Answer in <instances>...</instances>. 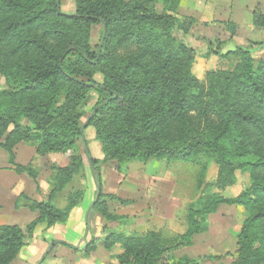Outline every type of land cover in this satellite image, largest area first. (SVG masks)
Instances as JSON below:
<instances>
[{"label": "trees", "instance_id": "16d2710c", "mask_svg": "<svg viewBox=\"0 0 264 264\" xmlns=\"http://www.w3.org/2000/svg\"><path fill=\"white\" fill-rule=\"evenodd\" d=\"M73 1L75 12L68 15L59 0H0V75L7 87L0 92V149L8 153L16 174L33 181L37 171L15 163L18 144L34 147L38 156H70L66 167L52 165L46 201L24 194L16 198L15 209L27 208L38 218L24 230L0 226V264L19 256L39 224L47 229L66 224L82 201L83 192L72 191L63 208L56 206L64 188L85 170L77 151L84 148L80 129L87 121L104 154L101 161L89 158L100 188L92 211L105 222L121 218L109 212L106 200L118 199L103 194L98 165L113 164L121 174L132 163L164 159L200 165L204 174L201 161L207 157L218 167L211 185L215 192L201 194L188 208L187 230L176 240L155 231L104 236L99 243L105 250H121L119 264H198L173 253L204 233L207 217L222 205L245 212L232 264H264V60L255 61L249 50L239 49L233 69L208 72L201 82L191 71L195 51L175 37L176 32L186 35L194 24L192 18L177 19L181 0ZM97 25L104 39L93 52L88 41ZM252 25L264 28L261 12L252 13ZM95 74L101 75L100 83ZM90 91L100 98L92 118L95 108L87 116L79 110ZM236 171L248 175L249 187L224 197L236 183ZM96 243L90 238L84 254L94 251Z\"/></svg>", "mask_w": 264, "mask_h": 264}, {"label": "rangeland", "instance_id": "374dc122", "mask_svg": "<svg viewBox=\"0 0 264 264\" xmlns=\"http://www.w3.org/2000/svg\"><path fill=\"white\" fill-rule=\"evenodd\" d=\"M81 1L84 5H88L90 2V0ZM59 2L62 13L68 15L74 14L75 3L73 0H59ZM234 3L235 5L248 3L245 9L239 12L236 10L234 12V17L238 20V25L231 24L235 26V29L232 28V25L226 26L225 29L228 36L234 34V39L237 44L235 43V45L232 46L229 44L230 40H228L227 35H220L219 38L216 39H206L207 42H203L204 45L202 43L198 44V47L195 50L193 49L197 59L195 58L191 71L201 82L204 81V76L208 72L228 71L233 69L240 60L236 53L239 49L249 50L255 61L264 60V44L261 45L263 43L264 28L251 25V16L249 15L250 9L259 11L264 15V0H235ZM158 9L160 10L161 6H158ZM212 15L211 12H206L205 18L212 17ZM200 32L201 31H197V33ZM205 32L207 33V31ZM201 33H203V31ZM211 33L215 35L218 31L211 30ZM183 35L184 34L181 32L175 33V37L181 43ZM100 37L101 26L97 25L91 27L88 45L93 52L101 43ZM229 52L235 53L227 55ZM93 79L100 83L102 77L100 74H95ZM4 90H7V87L4 79L0 75V92ZM99 101L100 98L98 94L94 91H90L83 103L79 106L80 112L83 115H89ZM20 125L28 126V123L26 121H21ZM11 130L12 127L8 129V132ZM84 137L91 157L98 161L103 160L104 154L102 152L101 143L95 137L94 128H86ZM83 149L82 146L79 147L77 154L83 156L85 159V170L82 174L74 177L72 182L64 188L63 193L58 197L61 202L65 203L67 194L78 190L83 192L82 200L89 196L92 204L96 198V186ZM46 155L47 154L38 157H45ZM65 156L69 160L70 156L68 154ZM50 161L53 162V159H50ZM52 162L50 164L46 159L44 162L42 161L40 165L36 163V166H32L31 164L30 166L37 172L43 171V169L46 171L48 168L51 170L52 165H54ZM201 162L202 164L204 163L206 167L204 174L200 172V165L191 162L166 163L164 159H151L146 163L135 162L128 165L123 173H121L124 175L123 178L126 177L128 167L131 169L140 168L141 171L145 169L146 173L150 175V178L154 177L153 183L149 182L146 188L145 185H141L143 188L141 198H143V202L146 206L130 207L129 204L132 203L131 201H126L127 203L123 204L117 200H106L109 212L121 219L114 223H105L100 215L91 210L90 218L88 219V226H90L88 233L90 234L89 238H94L97 242L94 251L85 255L83 251L85 247L81 246V249L78 251L68 253L67 255L59 254V256H55V254H58V251L54 253L50 251L51 254L48 253L49 256H46L43 261H41V256L37 260H31L29 264H119L116 260V256L121 253V250L119 248L105 250L98 242V236L103 230L102 221L108 226L105 227L109 229L106 230L104 236L110 232L130 235L145 234L149 231H155L169 240H176L179 236L185 234L187 230L186 215L188 208L196 202L201 194H212L215 192V190L211 188V185L215 183L218 167L207 157L203 158ZM40 166L43 167V169ZM102 166L103 165H98L99 171ZM132 178L131 180H134L133 182L131 181L132 186L134 188L137 186L139 187V184L136 183L138 182L136 176H132ZM235 180V185L222 193L224 197L237 196L249 187V177L246 173L236 171ZM244 219L245 212L241 207L228 205L220 206L214 214L207 217L206 231L195 236L190 246L174 252V257L176 259L187 257L198 264H232L234 261L233 253L236 249L237 236L240 233ZM14 224L24 227L26 222L24 219H12L10 225ZM31 240L32 238L30 239L27 237L25 242L28 243ZM51 244L47 246L45 252ZM55 258L61 260L56 263L53 261ZM16 259L14 260L15 263L14 261L12 263L21 264L19 263L20 261H16Z\"/></svg>", "mask_w": 264, "mask_h": 264}, {"label": "crops", "instance_id": "0c3cea01", "mask_svg": "<svg viewBox=\"0 0 264 264\" xmlns=\"http://www.w3.org/2000/svg\"><path fill=\"white\" fill-rule=\"evenodd\" d=\"M234 2L235 0H181L177 10V19L179 21L185 18H192L194 20V24L190 31L186 35L182 36V43L186 47L195 50L198 47V44H203V42L206 43V39H216L219 38L220 35L228 36V33L225 31L226 24L233 23L234 25H238V20L234 17V12L236 10L239 12L245 9L248 4L245 3L235 5ZM206 12H211L213 14V18H205ZM253 12L254 10L250 9L249 15L251 16V25ZM211 30H217L218 33L214 35V33H211ZM197 31H203V33H197ZM205 31H207V33ZM230 37L231 35L228 36V40ZM263 40L264 37L262 41ZM235 43L236 40L233 35L229 44L233 46ZM13 152L15 163L20 166L30 164L32 166H36V163L40 165L42 164V161L44 162L46 159L50 164L52 162L50 159H53L52 164L58 167H66L69 163L68 158H66L63 154L51 153L47 154L45 157H38L35 152V148L24 143L18 144L14 148ZM8 159V153L0 149V226L10 225L12 219L17 220L19 218L24 219L26 222L24 227L19 226L22 230H24L26 226L38 218V213L31 212L27 208L15 209L14 202L21 194L26 195L29 199L36 202L46 201L51 191L50 177L52 172L49 168L44 171L43 167L40 166L43 171H38V176L36 180L33 181L26 174H16L12 167L8 164ZM100 175L103 194L114 196L120 201H131L132 203L129 204L130 207L146 206L143 202V198H141V192L143 191L141 185H145L146 188V185L149 184V182L153 183L154 177L150 178V175L146 173L145 169L141 171L140 168L131 169L128 167L126 177L123 178L124 175L116 172L113 165L105 164L101 167ZM132 176H136V179L138 180L136 183L139 184V187L137 186L134 188L132 186ZM90 200L89 196L86 199L84 198L71 212L67 223L64 225H58L47 229L44 223L39 224L33 231L32 240L21 249L16 261H20L19 263L21 264H29L31 260H37L43 256L47 246L56 241H60L62 243L54 246L51 250V253L58 251V254H55V256H59V254L67 255L68 253H74L75 251L81 249V247H86V243L90 239V234L88 233L90 226L86 223L87 210L91 204ZM56 206L58 208H63L65 203L61 202V200L57 198ZM89 218L90 213L88 215V219ZM105 223L102 221L103 230L98 236V242H100V240L104 237L106 230H109L106 228L108 226H106ZM14 225L18 226V224ZM51 253L49 252V254ZM49 254L47 256H49ZM60 260L61 259L59 258H55L53 261L57 263Z\"/></svg>", "mask_w": 264, "mask_h": 264}, {"label": "water", "instance_id": "95a60500", "mask_svg": "<svg viewBox=\"0 0 264 264\" xmlns=\"http://www.w3.org/2000/svg\"><path fill=\"white\" fill-rule=\"evenodd\" d=\"M58 5H59V3H58ZM104 31H105V28H104ZM103 39H104V36H103V38H102V40H101L100 47H101L102 44H103ZM99 108H100V106H98L97 108H95V109L93 110V112H92L91 115H90V118H92V117L95 115L96 111H97ZM87 126H88V121L85 122V124L81 127V129H80V134H81L82 141H83V143H84V154H85V157H86V159H87V162H88L89 167H90V170H91V175H92V178H93L94 183H95V186H96L97 194H96V198H95L94 202L91 204L90 208H89L88 211H87V214H86V223H88V215H89V213H90L91 210L93 209L95 203L98 201V196H99V191H100V188H99L98 185L96 184L95 170H94V167H93L92 163L90 162L89 153H88V148H87V145L85 144L84 131H85V129L87 128ZM61 243H62V242H60V241L53 242V243L51 244V246L48 248V250L45 252V254L42 256L41 261L44 260V258H45V257L48 255V253L54 248V246L59 245V244H61Z\"/></svg>", "mask_w": 264, "mask_h": 264}]
</instances>
